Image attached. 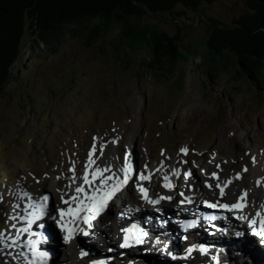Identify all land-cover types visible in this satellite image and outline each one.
Instances as JSON below:
<instances>
[{"label":"rangeland","instance_id":"374dc122","mask_svg":"<svg viewBox=\"0 0 264 264\" xmlns=\"http://www.w3.org/2000/svg\"><path fill=\"white\" fill-rule=\"evenodd\" d=\"M198 9L181 4L174 13L130 18L170 34H175L179 25L183 50L180 67L185 69L182 87L174 80L163 76L160 80L139 71L137 61L148 58V50L132 53L128 63L118 62L112 34L91 42L70 38L59 51H41L34 56L29 48L32 39L26 33L21 56L12 69L15 78L0 94V156L8 153L0 166L11 168L14 176L12 194L7 196L10 207H2L0 198V243L2 235L10 240L13 225L21 221L25 201L29 200L25 193L38 191L31 210L45 192L51 193L53 200L59 198L64 185L81 179L80 165L84 166L86 153L89 155L93 146L98 155L106 145L115 155L131 153L138 170L175 158L182 166L188 163L185 158L190 152L197 157L189 162L191 169L212 158L221 162L208 163L215 168L228 161L243 169L244 157L248 162L253 160V149L264 147L263 87L231 72H223L212 82L201 64L209 18L232 22L247 10L245 0H215ZM115 138L116 151L110 145ZM185 142L187 154L180 151ZM203 146L208 147L204 152ZM108 158L105 155L102 161ZM78 162V174H71L70 169ZM203 169L197 170V176ZM58 172L62 179L56 176ZM1 192H5L3 179ZM180 254V259L184 256L191 264L210 259L194 252L187 259V252ZM217 256L227 258L230 264H264V253L247 245L232 246ZM6 260L0 256V264ZM185 260L171 264H189ZM12 261L10 258L8 264Z\"/></svg>","mask_w":264,"mask_h":264},{"label":"trees","instance_id":"16d2710c","mask_svg":"<svg viewBox=\"0 0 264 264\" xmlns=\"http://www.w3.org/2000/svg\"><path fill=\"white\" fill-rule=\"evenodd\" d=\"M213 1L0 0V94L15 78L12 69L21 56L26 33L32 39L29 48L34 56L41 51L55 53L70 38L91 42L112 34L118 62L128 63L132 53L148 50L150 56L137 61L139 71L160 80L162 76L174 80L182 87L185 69L180 67L183 50L179 25L176 33L170 34L130 18L174 13L181 4L199 10L203 3ZM245 4V13L230 23L209 18L201 64L212 82L223 72H231L264 89V0H245Z\"/></svg>","mask_w":264,"mask_h":264},{"label":"bare ground","instance_id":"6f19581e","mask_svg":"<svg viewBox=\"0 0 264 264\" xmlns=\"http://www.w3.org/2000/svg\"><path fill=\"white\" fill-rule=\"evenodd\" d=\"M115 142V141H113ZM253 162L250 165H246V169L247 171H243L242 173H240L239 175H235V174H230V170H229V163H222L220 164L217 168L214 167V165L212 164H206L203 165L204 168L208 167L207 172L205 171L204 174H202V180H196L195 184H194V188L193 191L191 192L189 188L186 189V192H184V194L186 195V197H190L192 202L196 203V204H203L204 201H226L228 200V203H234L236 202L237 198L241 195V193L244 190L248 191V207H246L245 209H243L242 212L240 213H236L238 215H249V216H253L255 214L256 211L259 210V205H260V201L262 198H264V190L263 192H260V188L261 186H263L264 188V182L260 183L258 185V181H261L262 178H264V147H260V148H254L253 149ZM92 158L96 161V163L94 165H92L90 168H88V162L84 168L83 171V175L84 172L87 168V170L89 171V178L91 179V175L92 172L94 171V169L99 166V164L101 163L100 157L93 154ZM103 167L108 166L111 167V171L109 173H105L111 175L112 173H115L116 176L121 177L123 176V173L120 172L119 170L124 166H119L118 163L116 162V158L114 156H111V158L109 159V163L108 164H102ZM164 167V166H163ZM200 165H198L195 169L199 168ZM154 169V171H153ZM163 169V168H162ZM175 170H177V168H175ZM175 170L172 173H169V169H166V171L164 172L166 175L168 174L169 176V182L173 185L172 188L176 187V183L175 182ZM157 174V171H155V168L153 167H149L148 168V172L151 173V175ZM187 171V169H186ZM213 172L218 174L219 180H217L216 178L212 177ZM148 173V174H149ZM197 176V175H196ZM239 177V178H238ZM195 177L193 176L192 173V177L188 179V184L189 183H194L192 182V180ZM198 178H201V176ZM231 181L230 184L227 185V187L224 188V196L221 197L220 196V188L217 187V184H220L221 186L224 185L225 181ZM83 182V178L82 181L80 182L82 184ZM114 182V181H113ZM79 184V185H81ZM95 184H99V179H97L95 181ZM211 184L212 187L209 188L208 185ZM263 184V185H262ZM76 186L72 185L70 188H67L65 190V192H68V194H64V195H73L75 194L74 189ZM150 187H152L150 185ZM88 188V187H87ZM154 189V188H153ZM87 191H91L89 188ZM64 197V196H62ZM212 197V199H211ZM227 198V199H226ZM175 200V199H174ZM179 200H183V198H180ZM42 201V200H41ZM49 209L52 210L54 208V204L52 203L51 199H49ZM113 202V199H112ZM57 203V201H56ZM167 203V202H165ZM76 204V203H75ZM30 200L27 201L26 206H28V208L30 207ZM73 208H75L74 204L72 206ZM171 207V206H168ZM167 208V207H166ZM181 208H184V205H182ZM27 209V208H26ZM30 209V208H29ZM55 210V209H54ZM34 210H31V212H33ZM28 212L24 217H28L29 213ZM168 213L170 214H175V211H169ZM43 216L38 217L37 219L33 220V223L30 226L29 232H23L22 229L24 227H28V221L27 219H24L22 222H20L19 224H16V229L12 232V238L15 239V242H11V241H7L6 245H9L10 243H12L14 246L16 247H10V249H6V253H10L11 256V260H13V264H17V263H22L23 261H25L27 259V263H30L31 259H30V255H29V250L32 248H36V244L33 247L32 245L28 244L29 240L35 241V239L37 238V234L39 231H43V229H45L47 232L46 233H50L48 235H43L45 238L48 237V239L45 241L43 239H41L44 243H42V248L46 245V247H48L53 251V256L50 258L51 259V263H53V261H55L57 259V257L59 256V254L63 251H65L66 249V253L68 254L70 251L67 249L68 246V240H65L64 237L67 235L65 231L60 232L57 227L56 229L53 227V225L49 224V223H44L45 225L43 227L37 226L35 227V225L42 220ZM57 220H59L60 216L59 214L57 215ZM66 219V218H65ZM258 219V218H257ZM106 222H101L100 224L95 223L96 225V232L95 234L98 235L102 240V242H108L107 241V235H105V229L109 228L111 230V235L113 234L114 236H117L118 233L115 231L113 232V227L109 226L111 225V220L112 218L109 216V218L105 219ZM58 224V223H57ZM59 225V224H58ZM33 226V227H32ZM105 227V229H104ZM150 225H146V229L149 228ZM152 228V227H150ZM155 230H161L160 225L155 226L154 228ZM163 229H166L167 231H171L172 234L174 235L173 238H169L170 241H167V243L165 244L166 246H169V248H167V251H174V253L178 250H180V246H178L179 244H181V239L182 236L179 235V233L173 229L171 226H167V224L165 225V227H163ZM231 229L232 233H229V230ZM242 230L241 228H238V226H226L225 228L220 229L219 231L223 232L225 231L224 236H230L233 235L237 232H240L239 230ZM36 230V231H35ZM149 231V229H147ZM35 232V233H34ZM153 232V231H151ZM28 234H31L32 237H30ZM44 234V232H43ZM219 237V236H218ZM105 238V239H104ZM233 238V237H232ZM195 240V237H194ZM247 240H253L250 239V237L248 235L245 234L244 238L240 241H238L236 238H233L232 240H227V239H221V240H216L215 242L221 243L223 244V247H221V252L222 251H226L227 249H230V247L232 246H244V242H246ZM82 238L80 240L77 241L76 246L79 248V245L81 247H83V250L85 251V249L87 251H91L94 250L95 253H98V249L97 247L93 244V243H85L82 242ZM171 242V243H170ZM189 242V240H188ZM196 242V241H195ZM248 248L253 249V245L251 243L246 242ZM66 245V247H65ZM108 245L109 242H108ZM178 246V249H176L175 247ZM212 248V247H211ZM158 253V252H157ZM173 253V252H171ZM159 254V253H158ZM72 255V254H70ZM28 257V258H27ZM140 260H138V262L143 261V263L141 264H171V262L169 260H163L162 258H160L159 256H142L139 257ZM188 258V257H187ZM202 259L204 260V258L202 257ZM233 259V258H232ZM80 259H78L76 264H81L80 263ZM123 261L120 260L119 263H122ZM137 262V261H136ZM212 263V262H211Z\"/></svg>","mask_w":264,"mask_h":264},{"label":"snow or ice","instance_id":"6c2138e0","mask_svg":"<svg viewBox=\"0 0 264 264\" xmlns=\"http://www.w3.org/2000/svg\"><path fill=\"white\" fill-rule=\"evenodd\" d=\"M182 153L187 154L188 148L182 147L180 149ZM96 152L95 146H93L92 152L89 155L88 158V168H90L92 165L96 163V161L92 158L93 154ZM101 155L103 153L101 152ZM131 153L126 155L124 157V166L119 170L123 173V178L116 176L115 173H112L111 175H105V173H109L111 169L108 166H105L103 168L96 167L94 171L92 172L91 179L89 178V171L85 170L83 175V184L78 185L75 187L74 192L75 195L71 196L69 200H64L65 204H68V208H61L59 209V220H57V223L59 224L60 228L63 229L66 233L69 235H66L64 237L65 240L69 239V236L76 231L73 227L75 222L77 220H82L85 224L88 225L89 228L92 227V220L96 219L106 208L108 203L114 198L117 192H119L123 186L127 185L129 181L132 179V175L135 172V169L131 163V160L129 159ZM254 159V158H253ZM147 167V166H146ZM74 170V169H73ZM244 171H247L245 168ZM175 175H179V170H175ZM188 176H191L192 173L189 171L187 173ZM212 177L219 180L218 174L213 172ZM138 178L140 181L149 180L151 179V173L148 175H145L144 172H140L138 174ZM239 178V177H238ZM99 179V184H95V181ZM165 184L164 187L171 188L173 185L169 182V176L165 175L163 177ZM114 181V182H113ZM264 182V178L261 179V181H258V185L260 183ZM231 181H225L224 185L221 186L220 184H217V187L220 188V196H224V188L227 187L228 184H230ZM87 185L88 188L91 190L86 191L85 186ZM139 191L143 194V198L145 200H148V190L142 186V184L137 183L135 185ZM209 188L212 187L211 184L208 185ZM27 195V193H25ZM181 196L184 195V193H180ZM248 191L244 190L241 195L237 198L236 202L227 204V203H220L219 201L215 203H211L209 201H204V203L210 207V208H222L229 211H233L236 213H240L248 207ZM161 199H168L171 200L172 197H160L158 199H152L149 202L152 204H158ZM49 200V197L47 195L42 197V201L39 203L34 202V211L29 213L28 217H21V219H27L28 221V227H24L22 229L23 232H29L30 226L33 223V220L37 219L40 216H43L45 214V210L47 207V201ZM185 200L187 202L191 203L190 197H185ZM185 200H181L180 203L183 204ZM75 202L76 207L73 208L71 206V203ZM33 205H30L32 207ZM83 213V215H81ZM123 216L124 213H121ZM70 217V219H65V217ZM258 218V219H257ZM209 221H214L217 219L215 215H211L206 217ZM237 219L244 220L248 222V227L250 229V234L252 236L260 238L261 242H264V203H261L259 205V210L255 212L253 216L249 215H237ZM195 222L187 224L185 227L190 228L193 227ZM15 227V225H13ZM81 231L84 235H88L89 233L85 231L84 229H78ZM121 231L124 233L123 236V243L120 245L121 248H129L133 247L135 245H142L145 243V237L148 236V232L144 230V228L140 227L138 224H133L131 227L123 228ZM237 237H243L245 233L243 232H237L235 233ZM156 243L159 244L160 241L156 240ZM29 245H32L33 247L36 244V241L29 240ZM200 250L202 252H207L208 249L201 246ZM193 251V248H189L188 252L191 253ZM40 257V264H44L45 259L47 257L46 252H40L37 253ZM87 255L86 252H81V256ZM213 260L217 261V264H219V260L216 256L213 257ZM34 264V262H33ZM92 264H108L107 260H99V261H93Z\"/></svg>","mask_w":264,"mask_h":264},{"label":"water","instance_id":"95a60500","mask_svg":"<svg viewBox=\"0 0 264 264\" xmlns=\"http://www.w3.org/2000/svg\"><path fill=\"white\" fill-rule=\"evenodd\" d=\"M114 34V33H113Z\"/></svg>","mask_w":264,"mask_h":264}]
</instances>
